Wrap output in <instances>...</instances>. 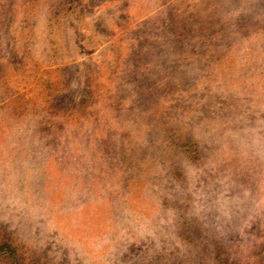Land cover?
<instances>
[{
	"label": "rangeland",
	"instance_id": "1",
	"mask_svg": "<svg viewBox=\"0 0 264 264\" xmlns=\"http://www.w3.org/2000/svg\"><path fill=\"white\" fill-rule=\"evenodd\" d=\"M0 264H264V0H0Z\"/></svg>",
	"mask_w": 264,
	"mask_h": 264
}]
</instances>
